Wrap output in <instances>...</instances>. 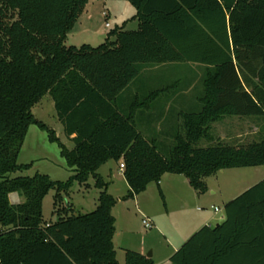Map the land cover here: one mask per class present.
<instances>
[{
    "label": "trees",
    "instance_id": "1",
    "mask_svg": "<svg viewBox=\"0 0 264 264\" xmlns=\"http://www.w3.org/2000/svg\"><path fill=\"white\" fill-rule=\"evenodd\" d=\"M90 1L0 0V264H120L112 214L118 200L99 173L109 160L125 165L127 198L167 173L184 175L203 193L204 179L220 170L264 165V134L248 144L197 146L213 142L212 125L226 117L264 119V0H128L137 29L116 26L97 47L67 45ZM173 63L204 67V93L200 109L182 113V128L165 149L141 130L136 112L166 88L128 109L122 95L144 68ZM46 94L72 149L32 112ZM31 125L59 144L69 180L12 177L32 166L18 162ZM91 178L100 189L95 210L60 208L64 193ZM51 190L57 220L47 223L43 202ZM225 214L186 240L171 264H264V179L227 202ZM125 264L156 263L126 249Z\"/></svg>",
    "mask_w": 264,
    "mask_h": 264
},
{
    "label": "rangeland",
    "instance_id": "2",
    "mask_svg": "<svg viewBox=\"0 0 264 264\" xmlns=\"http://www.w3.org/2000/svg\"><path fill=\"white\" fill-rule=\"evenodd\" d=\"M103 1L98 0L97 2ZM98 4L101 3H91L85 17L78 21L69 33L67 45L90 44L97 47L104 43L109 32L116 28L119 22L116 21L115 14L106 19L107 13L106 16H103ZM107 23L109 26H106ZM133 27V25H129L127 29H136ZM151 76L156 77V88L158 89L171 86V89L178 90L177 82L179 81V89L184 90L188 89V83H192L191 102L188 105L192 110L200 109V102L195 101L193 96L200 97L204 93V67L187 63L166 64L156 70H148L144 73L143 78L145 80ZM176 103L175 105H178ZM32 112L37 119L53 129L61 142L69 149L74 147L73 140L65 133L64 125L57 115L54 100L50 94H46L32 108ZM173 114L176 113L167 114L169 116L164 119L141 120L139 126L141 130L155 134L158 139L164 142V147L167 149L168 145H172L174 142L172 135L182 128V119ZM261 134H264L263 118L226 117L212 125L211 135L214 141L203 139L197 146L207 147L216 143L217 140L234 144H248L258 141ZM18 162L19 164H32V166L27 170L12 174V177L34 176L40 173L49 175L53 180L65 182L73 174L61 154L59 144L50 141L48 133L37 125L30 126ZM122 162L109 160L99 169V173L108 183V193L118 200L112 209V214L116 220L114 244L120 264H125L126 248L135 251L141 250L145 255L155 251L156 258H153L154 260L165 259L167 261L168 258H157L165 257L171 251L173 245L168 243L167 238L176 243L184 237H189L191 233H194L197 225L208 216L215 215L214 225L221 223L225 217L224 201L235 197L264 179V165L220 170L204 179L206 191L199 193L202 196L201 200L194 201L186 211H177L171 205L170 209L167 207L168 199L166 196L163 198L160 193V191L164 193V188L157 182L151 183L146 191L135 198H127L129 185L121 168ZM167 174L165 178H177L180 182L187 179L184 175ZM89 184V186H84L76 182L69 193L62 195L64 200L59 203L60 208L72 205L75 214H86L95 210L98 205L100 189L95 187L93 178L89 180ZM55 195V190H51L43 202V219L47 223L57 220V214H54ZM11 198L14 203L20 201L16 193H13ZM169 201L171 204V200ZM216 207L220 211L216 212ZM144 218H149L152 221V229L145 228Z\"/></svg>",
    "mask_w": 264,
    "mask_h": 264
},
{
    "label": "crops",
    "instance_id": "3",
    "mask_svg": "<svg viewBox=\"0 0 264 264\" xmlns=\"http://www.w3.org/2000/svg\"><path fill=\"white\" fill-rule=\"evenodd\" d=\"M97 1L98 0H93V1H90L88 3V5H87L84 13L82 14L81 18L79 19V21L81 19H83V17H85L84 15H85V13L88 12V9H89L88 7L91 5V3H101V4H98V5H100L99 10L101 11V14H103V16H105L104 14L107 13L106 19L111 17L112 14H115L116 21L119 22L117 26H124V28L127 29L129 25H133L134 26L133 28H136V29L138 28L139 22H138V19L135 18L136 9L128 0H114V1L111 0L112 2L110 0L109 1L104 0L103 2H97ZM128 30H134V29H128ZM187 64H191V63H187ZM192 65H196V64H192ZM196 66H199V65H196ZM159 67L160 66L144 68L139 79L136 80V82L133 83L129 87V89H127L123 92V95H122L123 100L122 101H123V104L125 105V108L128 109L130 107V105L136 100L137 97H140L141 99L147 100V98H149L148 96H150L152 92H158L160 90H163V88H161V89L156 88L157 84H156V77L155 76H151L149 78L147 77V78H145V80L143 78V75L145 72H148V70H153V69L156 70ZM187 86H188L189 90L188 89H184V90L179 89V87H180L179 81L177 82L178 90L177 89L173 90V89H171V86L170 87L167 86L166 90L164 89L163 91H161V93H159L155 97H152L151 99L147 100V102L150 103L149 106H146V107H143V108H140L139 110H137L136 118L141 119V120L164 119L172 113H176L173 115H176V117L181 118L182 113L194 111L188 105L191 102L190 99H191L192 94L190 95V93H191V89H192L193 85H192V83H190V84L188 83ZM193 97H195V99L193 98L195 101L200 102L199 96L196 97L194 95ZM175 103L178 105H175ZM179 104H182V105H179ZM178 106H179V108L177 109ZM167 114H169V115H167ZM72 137H74V135ZM166 175H168V174L163 175L159 184H160V186H163V188H164L163 189L164 196H166L168 199L169 205L167 207L169 209H170V205H171V207H174L177 211H186L188 209V207L190 206V204L194 203V201H196V200L202 199V196L199 195V193L190 185L188 179L182 180V182H180L177 178H172V177L165 178ZM101 176L104 178V176L102 174H101ZM164 179H166V180H164ZM243 192L239 193L235 197H231V199H226V201H224L225 202L224 203V211H225L226 203L229 202L230 200L235 199L236 197H238ZM11 200H12V198H11ZM169 200H171V204H170ZM12 202L14 203L13 200H12ZM225 219H226V214H225L223 221ZM215 220H216L215 215L208 216V217L204 218L199 223V225H197L198 227H196V229H194L195 231H193V232L194 233L197 232L198 230H200L204 226H212V227L216 226V225H214ZM194 233H191V235L189 237H184L183 239L176 241V243H173L172 239L167 238L168 243L173 245V247L171 248V251H169L165 257L164 256L157 257V258H168L167 261H165V259H160L158 261L153 259L154 262L156 264H171L170 258L172 257V255ZM126 249L132 250L130 248H126ZM133 251H135V250H133ZM136 252L144 254L141 250L136 251ZM152 255H153L152 258H156L155 257V251H153Z\"/></svg>",
    "mask_w": 264,
    "mask_h": 264
},
{
    "label": "built area",
    "instance_id": "4",
    "mask_svg": "<svg viewBox=\"0 0 264 264\" xmlns=\"http://www.w3.org/2000/svg\"><path fill=\"white\" fill-rule=\"evenodd\" d=\"M104 15L106 16V13ZM106 26H109V23H107ZM121 168L123 170L125 168V165H124L123 162L121 163ZM215 211L218 212V211H220V209L216 207ZM143 224H144L145 228H147V229H152L153 228L152 221L149 218H144L143 219Z\"/></svg>",
    "mask_w": 264,
    "mask_h": 264
},
{
    "label": "water",
    "instance_id": "5",
    "mask_svg": "<svg viewBox=\"0 0 264 264\" xmlns=\"http://www.w3.org/2000/svg\"><path fill=\"white\" fill-rule=\"evenodd\" d=\"M148 257H152V252L147 254Z\"/></svg>",
    "mask_w": 264,
    "mask_h": 264
}]
</instances>
